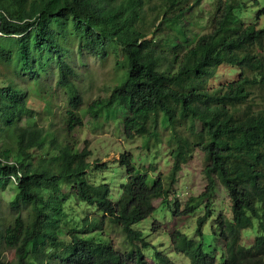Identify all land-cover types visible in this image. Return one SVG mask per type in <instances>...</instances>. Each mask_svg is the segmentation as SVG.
Wrapping results in <instances>:
<instances>
[{"label":"trees","instance_id":"1","mask_svg":"<svg viewBox=\"0 0 264 264\" xmlns=\"http://www.w3.org/2000/svg\"><path fill=\"white\" fill-rule=\"evenodd\" d=\"M199 1L0 0V187L12 181L18 189L8 211L0 204V264H153L135 225L170 188L161 174L144 172L131 151L119 157L126 179L118 198L109 183L90 179L92 150L78 134L84 89L72 60L75 45L116 56L123 70L107 96L88 103L92 117L119 119L126 137H142L147 148L166 141L175 170L196 149L203 152L208 184L198 198L207 199L206 212L198 217L197 236L171 231L174 249L192 264H264V26L232 23L241 0H216L204 24ZM224 63L238 75L215 84ZM54 67L53 85L47 77ZM56 87L66 95L64 109ZM216 173L232 212L217 221L218 233L211 226L221 254L206 251L202 231L214 218ZM67 179L74 181L68 195L61 187ZM68 198L98 207L100 213L84 219L91 235L72 228L68 241L60 239ZM197 201L192 197L180 209L176 198L175 213L191 214ZM116 226L143 246L118 249L107 229ZM245 229L259 231L250 244L237 238ZM4 248L14 251L12 259ZM154 251L160 264H179Z\"/></svg>","mask_w":264,"mask_h":264},{"label":"rangeland","instance_id":"2","mask_svg":"<svg viewBox=\"0 0 264 264\" xmlns=\"http://www.w3.org/2000/svg\"><path fill=\"white\" fill-rule=\"evenodd\" d=\"M199 2L206 11L203 21L205 24L208 16L214 13L216 0H200ZM240 2V6L233 11L232 23L255 21L259 22V26H264V14L258 15V12L264 8V0H241ZM0 35H2L1 32ZM18 39L19 36L17 35L13 40ZM72 60L81 77L79 80L80 86L84 89V103L79 108L84 119V125L78 129V134L82 140H89V146L92 150V154L88 158L92 163L89 170L90 179L95 182L109 183L112 198H118L122 192L121 183L126 179L125 167L120 164L119 157L123 152L131 151L135 162L144 172L151 173L153 176L161 174L164 184L170 188V193L165 200H156L157 209L153 214L135 225L142 230V236L149 244L148 247L143 246L142 240H137L135 243L130 242L119 226L114 227V229L107 228L109 238H112L116 247L121 251L132 249L136 244L143 246L142 249L153 264H160L153 253L155 248L167 254L179 264H192L186 254L177 252L174 249L170 233L174 229H180L192 237L198 235L197 220L199 216L206 212L205 206L207 204L206 198H198L205 191L208 184V179L203 172V152L196 149L189 161L184 163L180 170H175L173 168L174 160L170 154L171 149L166 141L147 148L142 137L138 135L133 138L126 137L122 121L119 119H96L92 117L88 112V103L93 99L107 96L110 89L116 84L117 79L122 75L123 70L117 67L116 56L110 55L103 58L86 50L81 51L78 45L73 47ZM218 70L219 72L214 76L215 84H218L219 81L226 82L235 79L238 75L236 68L226 63L222 64ZM56 71L57 68L54 67L51 77H47V79H51L53 85L56 84ZM55 97L60 104L59 109L66 108L67 101L64 99L66 95L61 87L55 88ZM38 102L37 106H42L43 103ZM59 116L57 115L58 120ZM198 124L200 125V123ZM4 140V131H1L0 142ZM96 164L106 165L103 168H98ZM215 177L217 186L210 197V208L214 218L213 220L212 218L207 220L202 227V231L204 243L206 246H210L209 250L206 251L221 254L223 250L215 238V233H212L211 226L212 224L216 225L217 221L219 223L222 220L224 221L222 216H226L225 220L230 219L232 214L231 199L217 173ZM73 182L71 179L62 180L61 187L66 195L71 191ZM17 192V186L12 181L6 185L5 189L0 187V204L3 210H9L10 202L16 198ZM192 197L194 200H198L195 210L188 215L176 214V198L179 200L180 209H183L186 202ZM65 208L68 222L61 225L58 230L60 239L68 241L71 232H73L72 228H77L84 234L91 235L92 231L88 228L84 219L88 216L94 217L97 213H100L98 207L85 201L68 198ZM155 220L159 222L157 227H154L153 224ZM221 226L220 224L216 225L215 232L218 233ZM257 233H259L258 230L245 229L239 232L237 238L241 237L243 243L250 244ZM2 253L7 259H12L14 251L4 248Z\"/></svg>","mask_w":264,"mask_h":264}]
</instances>
